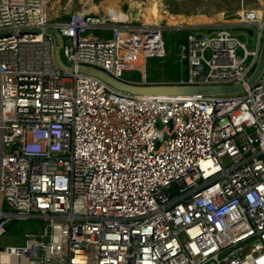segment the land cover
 <instances>
[{
    "label": "built area",
    "instance_id": "2783aa9c",
    "mask_svg": "<svg viewBox=\"0 0 264 264\" xmlns=\"http://www.w3.org/2000/svg\"><path fill=\"white\" fill-rule=\"evenodd\" d=\"M40 10L0 0V238L13 221L45 222L0 249V264H264V65L249 85L264 9L187 35L170 81L120 74L168 56L163 27L106 13L47 22ZM253 27L249 52L235 31ZM50 29L73 39L62 52L74 71ZM80 66L139 86L244 90L131 94Z\"/></svg>",
    "mask_w": 264,
    "mask_h": 264
},
{
    "label": "rangeland",
    "instance_id": "374dc122",
    "mask_svg": "<svg viewBox=\"0 0 264 264\" xmlns=\"http://www.w3.org/2000/svg\"><path fill=\"white\" fill-rule=\"evenodd\" d=\"M85 1L86 0H47V9L50 10H48L49 13L46 16V21L47 22L64 21L67 20L69 17H72L74 14L82 11L83 9L89 10V5L85 6L84 4ZM92 1L94 2L95 5H101L99 13L97 11L96 12L89 11L86 13L90 14L91 15L90 17L92 18L97 16L101 17V14H105L104 12L105 0L100 2L101 4L100 3L97 4L96 0H92ZM166 1L169 11L175 14L185 15V14L223 13L225 17V22L228 20L238 19L236 16L239 14L241 10H245V9L257 10V8L258 9L261 8V10L264 9L261 3L257 0H194V1L166 0ZM53 3L57 4L56 6L57 9L55 11L51 10L50 7L52 6ZM180 4L183 5L181 6ZM206 4H209V6ZM165 16H167V14L164 15L162 18L164 19ZM140 22H144L146 26L163 27L164 40L168 44L170 43L171 48H169L168 56L165 59L147 60L146 69L144 73L137 72L134 70H123L120 73L123 78H128L135 81H139V80L143 81L144 78H147L150 81L151 80L170 81V80H176L177 78L183 76L182 71L184 70V68H181L180 63H178L177 60L178 41L180 40L181 37H184L185 35L187 36L191 34V35L202 36L206 33V29H207L206 27L209 26V25L183 26V27L181 26L172 27L170 25L160 26L159 24H155L154 22L153 23L151 21L149 22L145 18L141 19ZM225 22H221V23H225ZM216 24H220V23H216ZM253 32L255 33L253 36H251L243 31H235L236 36L243 44H245L249 52L257 51L259 48L258 27H253ZM261 44H260V50H261ZM240 54H243V52L240 51ZM61 58L63 61H65L62 50H61ZM251 60L252 57H249L248 63ZM135 63L142 65L143 62L140 56L137 59H135ZM144 74L146 75V77L144 76ZM38 225L45 226V222L41 219L13 221L12 223H10L6 234L2 238H0V249H6L7 247L25 246L27 235L38 233V229H37Z\"/></svg>",
    "mask_w": 264,
    "mask_h": 264
},
{
    "label": "bare ground",
    "instance_id": "6f19581e",
    "mask_svg": "<svg viewBox=\"0 0 264 264\" xmlns=\"http://www.w3.org/2000/svg\"><path fill=\"white\" fill-rule=\"evenodd\" d=\"M192 1H194V0H192ZM257 1H259L261 3V5L264 7V1L263 0H257ZM104 2H105L104 3L105 4L104 5V12L106 14H108L110 16V18L115 22H122V21L126 20V18L127 19L130 18L131 20H134L136 23L143 24L146 26V24L144 22H140L141 19L145 18L149 22L150 21L152 23L154 22L155 24H159L160 26L170 25L172 27L173 26L174 27L198 26V25L201 26V25H211V24L225 22V17H224L223 13H218V14H185V15L184 14H175V13L169 11L166 0H138V1H136V0H123L122 2H118L120 9H115L111 4V2H112L111 0L104 1ZM84 4H85V6L89 5V10L83 9L82 11L74 14V18H73L74 22H81L82 21V14H84L86 12H89V11L96 12L97 11L99 13L101 5H95L92 0H86L84 2ZM40 5H41L40 12L42 13V17H43V19H46V16L49 13L48 12L49 9L46 8L47 7V0H40ZM206 5L209 6V4H206ZM53 6H54V4L50 7L53 8ZM124 7L126 10L123 9ZM222 11H223V9H222ZM224 11H225V9H224ZM254 11H256L259 16H261V14L263 13L261 8L260 9L257 8V10H254ZM239 13H241V11ZM166 14H167V16H165V18L163 19L162 17ZM72 40H73L72 38L69 39L68 37H65L64 45H65V48L67 49V52H68L67 56L68 57L70 56L69 53H70V48L72 45ZM159 97H162V96H159Z\"/></svg>",
    "mask_w": 264,
    "mask_h": 264
},
{
    "label": "water",
    "instance_id": "95a60500",
    "mask_svg": "<svg viewBox=\"0 0 264 264\" xmlns=\"http://www.w3.org/2000/svg\"><path fill=\"white\" fill-rule=\"evenodd\" d=\"M104 0H96V3L99 4ZM264 1V0H263ZM124 10L125 7H124ZM183 27V26H181ZM243 29V28H242ZM241 29V30H242ZM240 30V29H238ZM249 35L253 36L254 32L251 29H243ZM213 29H207V33H211ZM49 33L54 35L56 41V48H55V58L57 63L67 71H74L75 68L66 64L61 58V50L63 48L64 40L61 33L56 29H50ZM264 65V37L262 39L261 50L259 59L254 70L253 76L249 82V85H258L259 77L263 70ZM79 72H82L87 75L98 77L105 82L109 83L113 87L118 90L128 92L131 94H138V95H166V96H192V95H219V94H227L233 92L243 91L242 87L236 86H226V87H216V86H139L135 84H131L128 82H123L117 80L116 78L112 77L111 75L107 74L106 72L88 67V66H80L78 68ZM38 232H41V228H38Z\"/></svg>",
    "mask_w": 264,
    "mask_h": 264
},
{
    "label": "crops",
    "instance_id": "0c3cea01",
    "mask_svg": "<svg viewBox=\"0 0 264 264\" xmlns=\"http://www.w3.org/2000/svg\"><path fill=\"white\" fill-rule=\"evenodd\" d=\"M106 1V0H105ZM112 2H111V4H112V6L115 8V9H120V6H119V3L118 2H122L123 0H111ZM117 2V3H116ZM54 4V6H53V8H51V10H53V11H55L57 8H56V6H57V4L56 3H53ZM52 4V5H53ZM47 8V7H46ZM45 8V9H46ZM50 10V9H49ZM46 16V15H45Z\"/></svg>",
    "mask_w": 264,
    "mask_h": 264
},
{
    "label": "trees",
    "instance_id": "16d2710c",
    "mask_svg": "<svg viewBox=\"0 0 264 264\" xmlns=\"http://www.w3.org/2000/svg\"><path fill=\"white\" fill-rule=\"evenodd\" d=\"M185 39H186V35L184 36V37H181L180 38V40L178 41V44L179 43H182L183 41H185ZM166 43V46H167V48H168V50H169V48H171V45H170V43L168 44L167 42H165Z\"/></svg>",
    "mask_w": 264,
    "mask_h": 264
}]
</instances>
